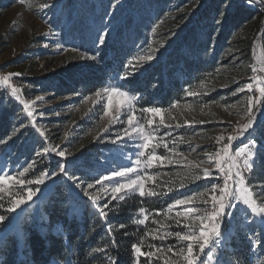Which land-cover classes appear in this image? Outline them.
I'll use <instances>...</instances> for the list:
<instances>
[{"label":"rangeland","instance_id":"1","mask_svg":"<svg viewBox=\"0 0 264 264\" xmlns=\"http://www.w3.org/2000/svg\"><path fill=\"white\" fill-rule=\"evenodd\" d=\"M43 3H48L50 7L41 9L39 6ZM236 9L243 22L229 29L225 46L218 51L216 40L223 30L222 26ZM210 24L215 27L209 50V55L215 54L214 69L198 85L184 86L183 96L163 108L170 110L176 119L172 120L166 114V122L173 126L161 127L159 134L167 141L169 148L173 147L175 141L177 155L172 156L163 147L157 151L161 155L172 156L173 161L178 163L165 164L150 171L159 173L161 185L167 181L175 183L172 191L157 186L156 190L165 194L146 198L160 199L166 205L160 216H149L144 231L158 227L151 223L154 218L161 223L171 224L170 231H180L182 224L178 226L171 219L166 220V216L175 217L176 211L182 212L186 206H177L168 213V205L173 204L176 199L205 191L213 183H223L222 180L213 178L192 181L189 177L183 179L184 187H181V177L187 174V168L181 165L185 162L184 158L198 163L207 158L205 153L217 151L220 145L216 143L215 137L223 133L226 142L227 134L232 132L236 122L244 115L247 96L259 95L255 89L251 93L247 89L244 92H239L238 89L251 83L250 78L254 75L261 76L260 72L253 73L251 67L255 64L258 68L256 55H261L264 59V0H253L251 4L247 0H33L32 7L21 4L18 0H0V75L20 73L12 77L11 83L20 87V94L25 101H35L32 104L33 117H28L23 104L11 96L10 89L0 85V94L2 91L8 94L5 100L0 96V116L7 109L12 122L11 139L6 140L3 153L0 154V168L16 175L31 165L25 174L26 179H34L42 172L48 173L45 183L38 186L40 192L16 211H7L9 198L6 195L0 200V204L4 205L0 212L9 217L4 224H0V243L6 235L17 230L24 218H28L36 227L44 222L41 205L55 186L66 188L71 196L69 207L77 215L86 203L99 214L97 207L83 194V188L88 183L95 184L97 179L113 170L133 166L137 149L123 135L125 117L122 115L119 121L110 123L111 117L103 115V101L92 102L97 100L95 91L103 87L90 91L79 87L80 83L76 85L72 82L71 87L60 83V78L67 82H70L69 78L76 82L83 81L85 75L89 81L95 80L99 73L96 59L84 57L97 58L95 52L99 45L94 44L93 39L102 25H107L111 32L107 40L117 35V31H122L124 41L131 34V41H127L135 51L134 63L135 58L140 56H154L152 61L141 62L142 67L128 80L113 74L104 86L119 85L125 90L133 91V85H128L127 82L132 78H141L147 69L157 64L161 65V71L164 72L172 61L169 56L172 52L178 54V62L188 57L195 59L197 44L204 40ZM154 27L155 32L152 31ZM133 33L139 34L141 42H138V37L135 40ZM258 42L259 52L255 48ZM179 75L180 73H174L173 77ZM162 79L165 80L164 76ZM186 90L199 95L189 96ZM134 94L139 98L138 94ZM37 97L43 99L37 100ZM86 97H92V100ZM172 105L177 107L172 108ZM136 115L138 118L141 115L137 108ZM177 123L181 126L175 127ZM37 128L43 131V136ZM14 129L19 131L13 134ZM262 132L264 127L255 134L259 156L264 153L259 150V147L264 148ZM165 133L168 135H164ZM118 136L121 137L119 141ZM179 137H183V142ZM242 142H247L244 137L233 141V150L240 147ZM53 147L57 151H51ZM46 148L49 150L45 151ZM60 150L65 151L64 157L57 154ZM61 163L65 165L67 175L59 173ZM256 165L252 179L264 182V169L259 167V159ZM53 172L57 175H51ZM177 173L181 176L178 177ZM77 182L81 183V188L75 187ZM110 183L111 181H104L105 185ZM28 187L36 188L37 185ZM100 187L96 185L89 191L95 194ZM148 187H152L151 183ZM107 199L108 197L101 199L100 205ZM195 204L202 206L199 198ZM232 211L235 219L231 220L230 231L219 248L213 249V261L202 257L206 264H215L216 259L222 264V246L230 236H236L240 232L246 233L253 248L261 246L257 243V238L264 234V224H261L260 218L246 211L242 204ZM175 218L188 223L183 217ZM20 235L21 231H15L16 237ZM144 238L143 251L149 250L148 244L176 246L184 243L178 242L175 237L164 240H153L151 236ZM134 256L135 264H141ZM140 258H144L143 264H163L162 260L155 257L151 262L147 257Z\"/></svg>","mask_w":264,"mask_h":264},{"label":"snow or ice","instance_id":"2","mask_svg":"<svg viewBox=\"0 0 264 264\" xmlns=\"http://www.w3.org/2000/svg\"><path fill=\"white\" fill-rule=\"evenodd\" d=\"M18 2L28 7H32L33 4V0H18ZM247 2L251 4L253 0H247ZM39 7L43 9L50 7V5L43 3ZM152 31L155 32L156 28L154 27ZM110 35L111 32L108 30V26L102 25L97 31L93 43L104 46ZM84 58L96 59L95 56H86ZM153 59L154 56L148 54L147 56L135 58V63L133 60H129L124 66L126 69L125 74L120 79L128 80L142 67L141 62L152 61ZM251 71L253 73L264 72V62H262L260 68L253 64ZM18 75L20 73L0 75V85L10 89L11 96L23 104L27 116L33 117L32 104L35 101H25L20 94V87L11 83L12 77ZM250 79L252 82L246 83L238 91L244 92L247 89L251 93L255 89L259 95L247 96L244 115L241 120L236 122L232 132L227 134L226 142H224L225 135L223 133L218 135L215 137L216 143L220 145L217 151L205 153L207 158L199 160L198 163L189 162L184 158L185 162L181 165V167L187 168V174L181 177V187H184L183 179L189 177L192 181H199L202 178H213L222 180L223 183H213L205 191L185 196L182 199H176L173 204L168 205V213H171L177 206H186L182 212L176 211L175 217H183V220L188 221V223H183L182 220L175 217L166 216V220L171 219L178 226L182 224L180 231H170L171 224L161 223L155 218L152 219L151 223L158 225V227L144 231V237L151 236L153 240L175 237L178 242L184 243L176 246L148 244L149 250L143 251L142 246L145 244V240L140 239L132 245V251L135 253L137 261L140 257H147L149 262L155 257L158 260H162L163 264H206L202 257H206L207 261H213L215 256L213 249L219 248L222 241L226 238V234L230 231L231 220L235 219V214L232 210L237 209L241 204L245 206L246 211H250L254 217H259L261 224H264V182H257L252 179L255 175L254 169L257 166L256 161L259 156L255 134L258 129L264 127V119L258 120V116L264 117V76L254 75ZM186 92L189 96L199 95V93L189 90H186ZM94 96L97 100H92V97H86V99L92 100L93 103L103 101V115L111 117L110 123L119 121L122 115L125 117L126 127L123 130V135L126 137L127 142L133 144L137 149L133 166H125L113 170L97 179L95 184L88 183L83 188V194L97 207L100 216L107 220L110 211L113 215L119 212L117 206L110 207L112 201H125L129 194L138 195L140 198L145 199L165 194L157 191V186L167 188L169 192L172 191L174 181H167L161 185L159 184V173L150 170L163 167L165 164L178 163L172 159V156L177 155L175 152V141L173 142V147L169 148L167 141L159 134L161 127L171 128L173 126L171 123L166 122L165 115L167 114L172 120H175L176 117L172 116L170 110L160 107H147L140 109L141 115L138 118L135 108L138 97L131 89L125 90L123 86L103 87L95 91ZM42 99L43 97H37V100ZM171 107L176 108L177 105H172ZM188 107L191 109L190 105ZM185 123L190 122L185 121ZM180 126L179 123L175 125V127ZM36 130L40 132L41 136L44 135L40 128ZM17 131L19 129H14L13 134ZM261 134L264 135V132ZM164 135L168 134L165 133ZM241 137H244L247 142H242L240 147L233 150V141L239 140ZM8 139H11V137ZM178 139L183 142V137ZM119 140H121V137L118 136L117 141ZM117 141H113V143ZM3 142L6 143V141ZM161 147L172 153V156L159 154L157 149ZM48 150L47 148L45 149V151ZM51 151H57V148L53 147ZM57 154L61 157L66 155L63 150L58 151ZM180 155L183 157V154ZM203 165L208 166L202 167ZM30 167L31 165H29ZM29 168H25L16 175L4 172V169L0 168V200H3L5 195L9 198L8 212H14L21 205L31 201L40 192L38 186L45 183L48 173L44 172L34 179L24 178ZM196 169L199 171H195ZM59 173L67 175L63 163L59 164ZM51 175L55 176L57 173L53 172ZM177 176L180 177L181 174L177 173ZM70 179L75 180L76 178L70 177ZM104 181H111V183L105 185ZM149 183H151L152 187H148ZM30 185H37V187H28ZM96 185L101 187L93 194L89 190L95 188ZM81 186L80 182L75 183L76 188H81ZM104 197H108V199L103 205H100L99 202ZM198 198L202 206H196L195 202ZM3 207L4 205L0 204V208ZM160 214L157 211L154 215L158 217ZM138 216L142 218H138L136 223L147 228L149 221L148 209L140 207ZM8 219V216L0 215V224H4ZM107 226L109 231L113 230L111 224ZM116 227L123 229L126 225L119 224ZM184 229H187V231ZM257 243L264 246V234L257 238ZM113 244H115V241H113ZM158 253L160 255H157ZM112 264H116V261L113 260ZM215 264H220V261L216 259Z\"/></svg>","mask_w":264,"mask_h":264},{"label":"trees","instance_id":"3","mask_svg":"<svg viewBox=\"0 0 264 264\" xmlns=\"http://www.w3.org/2000/svg\"><path fill=\"white\" fill-rule=\"evenodd\" d=\"M242 22L238 9L227 17L216 40L218 51L225 46L229 29ZM213 33L215 27L210 24L204 40L197 44L195 59L188 57L178 62V54L174 51L169 55L172 61L164 72L157 64L147 69L141 78L129 80L128 85H133V92L139 95L135 108H166L183 96L184 86L198 85L215 67V54L209 55ZM138 35L133 33L132 36L135 40L138 37V42H141ZM127 40L131 41V34ZM127 40H122V31H117V35L107 40L104 46L97 47L95 64L99 73L94 81H89L86 75L83 81L78 82L70 78V82H67L60 78L61 85L71 87L72 82L80 83L79 87L91 91L104 87L113 74L116 77L124 76V66L135 55L133 46L130 48ZM174 73H180L179 77H173ZM6 110L0 116V154L4 149L3 141L10 137L12 131V122ZM259 150L264 151V148L259 147ZM258 159L259 167L264 169V153ZM70 197L64 186H55L41 205L44 222L36 227L28 218H24L17 228L21 231L19 237L15 236L17 230H14L3 238L0 243V264H112L113 260L116 264H135L132 245L145 239L144 226L136 223L138 218H142L138 216V209L144 207L148 209V215L153 216L166 205L160 199L129 195L125 201L112 202L110 207L117 206L119 212L113 215L110 211L105 220L87 203L77 215L69 207ZM0 215L4 214L0 212ZM109 224L113 226L112 231L108 229ZM119 224L126 227L119 229L116 227ZM220 252L223 255L222 264H264V247L253 248L246 233L230 236ZM144 262V258H139V263Z\"/></svg>","mask_w":264,"mask_h":264},{"label":"bare ground","instance_id":"4","mask_svg":"<svg viewBox=\"0 0 264 264\" xmlns=\"http://www.w3.org/2000/svg\"><path fill=\"white\" fill-rule=\"evenodd\" d=\"M255 48H256V51L259 50V42H258V44L257 43L255 44ZM255 58H256V64H257L258 68H260L261 65H262V62H264V59H263V57H261V55L260 56L259 55H256ZM260 74H261V76H264V72H260ZM261 118L262 117H259L258 116V120L261 119Z\"/></svg>","mask_w":264,"mask_h":264},{"label":"built area","instance_id":"5","mask_svg":"<svg viewBox=\"0 0 264 264\" xmlns=\"http://www.w3.org/2000/svg\"><path fill=\"white\" fill-rule=\"evenodd\" d=\"M0 96H1V98H3L4 100L8 98V94H7V92H5V91H4V92L2 91L1 94H0Z\"/></svg>","mask_w":264,"mask_h":264}]
</instances>
